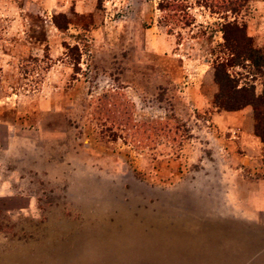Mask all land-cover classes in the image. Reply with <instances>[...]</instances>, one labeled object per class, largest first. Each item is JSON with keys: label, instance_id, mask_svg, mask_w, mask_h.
<instances>
[{"label": "rangeland", "instance_id": "1", "mask_svg": "<svg viewBox=\"0 0 264 264\" xmlns=\"http://www.w3.org/2000/svg\"><path fill=\"white\" fill-rule=\"evenodd\" d=\"M161 1L0 0V264H264V0Z\"/></svg>", "mask_w": 264, "mask_h": 264}, {"label": "trees", "instance_id": "2", "mask_svg": "<svg viewBox=\"0 0 264 264\" xmlns=\"http://www.w3.org/2000/svg\"><path fill=\"white\" fill-rule=\"evenodd\" d=\"M159 3L161 9L172 0ZM241 0H225L227 6ZM58 28L60 25L56 22ZM62 28V27H60ZM223 34L226 48L232 52L234 58L244 56L249 60H256V65L260 71L264 67V46L252 47L250 39L246 35L242 26L237 23L227 22L223 25ZM215 80L219 86V92L216 95L215 102L225 110H237L246 105H251L254 113V132L261 140H264V88L255 92L254 86L242 85L238 87L236 81L230 77L223 64L216 66Z\"/></svg>", "mask_w": 264, "mask_h": 264}, {"label": "crops", "instance_id": "3", "mask_svg": "<svg viewBox=\"0 0 264 264\" xmlns=\"http://www.w3.org/2000/svg\"><path fill=\"white\" fill-rule=\"evenodd\" d=\"M255 142L260 143V146H264V140H260L258 137H255ZM258 198L263 199V195H260Z\"/></svg>", "mask_w": 264, "mask_h": 264}]
</instances>
